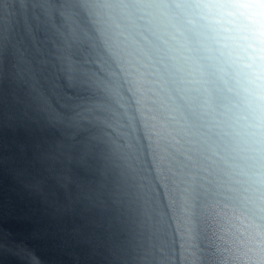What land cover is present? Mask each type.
Here are the masks:
<instances>
[{
	"label": "clouds",
	"instance_id": "clouds-1",
	"mask_svg": "<svg viewBox=\"0 0 264 264\" xmlns=\"http://www.w3.org/2000/svg\"><path fill=\"white\" fill-rule=\"evenodd\" d=\"M199 16L219 41L226 69L245 104L264 103V58L260 24L242 16L235 5L244 0H191ZM198 6V7H197Z\"/></svg>",
	"mask_w": 264,
	"mask_h": 264
}]
</instances>
